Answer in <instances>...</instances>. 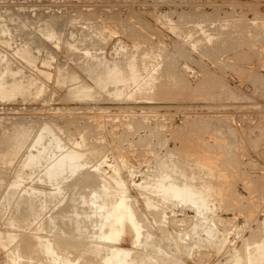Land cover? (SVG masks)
<instances>
[{
  "label": "rangeland",
  "instance_id": "374dc122",
  "mask_svg": "<svg viewBox=\"0 0 264 264\" xmlns=\"http://www.w3.org/2000/svg\"><path fill=\"white\" fill-rule=\"evenodd\" d=\"M0 19V64L3 65L0 66L3 68L8 63L10 67L21 68L22 73L18 76L29 78L33 83L27 84L29 88L23 85V88L17 87L13 90L5 86L2 88L5 92L0 89V154L6 157L0 160V204L4 202L1 196L4 195L6 187L9 190L10 182L18 179L25 183L36 177L35 174L30 180L25 176L32 169L22 167L23 159L29 152L36 151L33 154H37L42 142L47 143V136L50 134L48 132L51 130L61 145L67 146L63 149L73 147L85 151L88 156L85 157L89 161L86 170L96 174V182L103 180L99 179L103 172L106 174L102 177L111 179L109 182L112 181V184L119 177L117 181L122 184L117 185L115 182L116 186H111L112 196H116L113 199L119 197L121 192L128 196L129 202L136 209L137 219L141 222L144 220L147 225L143 224L145 230L154 232V243H160L166 251L175 252L179 246L177 242L189 240L187 253L185 251L181 256L176 255L185 264H232L233 256L235 260H240V264H245V252L241 251L245 245L249 242L253 248L264 242V0H0ZM53 21L55 22L52 23ZM48 24L54 32L57 27V34L60 36L56 34L55 39L43 37L41 31L46 32L48 28L51 30ZM28 35L30 40L33 39L32 42L40 44L41 49L37 47V43H33L34 47L29 44L31 41L29 42ZM23 49H30L29 56ZM85 50L90 52L86 54ZM21 51L26 56L21 55ZM91 57H94V61ZM89 58L91 59L87 60ZM97 59L103 62L95 63ZM132 59L136 66L139 65L137 68L142 75L154 72L152 75L156 79L152 91L138 89L139 92H135L137 88L131 85L126 91L131 93L135 90L132 92L133 96L118 99L107 95L102 87L98 89L85 67L90 63L91 67L96 64L92 68L104 70L108 61L109 65L121 61L123 66L121 63L120 66L127 67ZM102 64L104 65L101 68ZM155 67H158V72L151 70ZM1 71L0 68V73ZM65 71L69 74L73 72L72 75L76 76L79 83L84 82L95 88V94L90 97L92 99L85 96L83 98L80 93L75 92L78 84L74 87L68 80H64ZM3 78L0 77V83L5 81ZM10 79L11 76L8 80ZM40 86L42 87L39 88ZM25 89L27 90L24 91ZM42 127L44 131H48H43L46 135L40 145H37L34 138ZM16 129L17 132H27L23 141L19 140V145L13 137ZM77 141H85V144L77 145ZM20 144L23 145L21 151ZM4 149H7V153ZM169 153L172 154L171 159ZM13 155L15 158L12 162ZM99 162L102 169L97 168ZM199 163H206V166L200 167ZM93 164L97 165L95 168L103 171L96 172ZM172 167L177 169L174 170L175 173ZM181 170H184L187 178L185 174L181 175ZM114 171L117 173L114 174ZM162 171H171L169 174H175L173 177L179 181H188L190 177L193 179L190 174H195L197 180L193 179L192 182L190 179V183L204 181L213 185V189L216 188L208 198L209 210H205L206 221L217 230L211 237L208 238L205 231L199 236H193V240L185 235L196 219L193 204L165 202V207L162 199L139 194L136 183H141L140 180H144L147 174L150 178ZM65 181L68 183V180H64L62 186H66ZM82 183H79L80 186ZM25 186L28 184H22V187ZM48 187L46 186V190ZM77 187L78 191L63 187L66 196L62 203L71 207L74 203L80 204L77 207L81 210L87 206L80 201V194H89L91 188L85 187V184L82 188ZM52 188L54 187L50 189ZM51 190L48 189L47 192H54ZM72 199L79 201L71 203ZM52 200L55 199L52 198L50 203L46 202L48 207L45 205L42 210V202L38 199L37 202H40L36 205V213L41 208L42 212L40 210L38 215H42V219L36 213L32 218L35 216L34 220L39 218L41 222L38 219L36 223L30 217L28 223L32 226L26 224L29 226L27 228L24 224L22 227H25L18 230L6 225L9 216L4 215H12L13 202L10 207L5 208L9 209V212L6 210L8 213L5 210L0 213V248H3L0 250V260L4 259L6 253L11 255V251H15L13 245H10L13 249L7 247L2 239L6 235L2 232L3 229L6 233L13 232L14 229L19 233L24 231L22 233L25 236L27 233L26 237L31 236L34 242L41 241L42 238L43 243L44 239L49 238V232L42 229L41 225L46 216L52 214L58 206L54 209L49 207L52 206ZM155 201L159 205L157 208ZM149 203L155 205L150 206ZM43 211L48 212L46 214ZM140 216L142 220L138 218ZM167 217L169 220H166ZM96 227L89 226L87 235L84 234L86 238L97 230L95 236L92 235L94 238L88 236L86 239L95 244L100 236ZM29 231H33V234L28 235ZM97 233L99 235L96 237ZM166 233L170 236L169 241ZM34 234H39L40 237L37 238ZM113 246L133 248L128 240ZM237 247L243 254L242 256L239 252L242 257L239 259L236 254ZM41 256L35 254V264H47L45 257ZM74 256L76 257L74 253H69V262L75 261ZM11 258L15 259V255L12 254ZM77 262L76 264H84L85 261ZM24 263L28 264V261L25 259L22 264Z\"/></svg>",
  "mask_w": 264,
  "mask_h": 264
},
{
  "label": "bare ground",
  "instance_id": "6f19581e",
  "mask_svg": "<svg viewBox=\"0 0 264 264\" xmlns=\"http://www.w3.org/2000/svg\"><path fill=\"white\" fill-rule=\"evenodd\" d=\"M11 4V3H10ZM8 7V6H7ZM25 15V14H24ZM23 15V16H24ZM22 16V17H23ZM37 16V15H36ZM50 17V16H49ZM35 18V17H34ZM1 20V19H0ZM21 20V19H20ZM23 21L25 19H22ZM52 19H50L51 21ZM41 21V20H40ZM44 21V19H43ZM46 21V20H45ZM49 22V21H48ZM55 21H53L52 23H54ZM21 24V23H20ZM24 24V23H23ZM46 24V23H45ZM50 24V23H49ZM48 24V26L50 27V25ZM222 24V23H221ZM44 25V23H43ZM54 26V24H51ZM31 26V25H30ZM48 26L45 28L47 29ZM52 26V27H53ZM32 27V26H31ZM36 27V25H35ZM56 27V25L54 26ZM53 27V28H54ZM4 28V26H3ZM16 28V27H15ZM14 28V29H15ZM19 28V27H17ZM16 28V29H17ZM51 28V27H50ZM57 28V27H56ZM55 28V32H54V29L49 31V28H48V31L46 30V32L44 31H41L42 33V36L45 37V38H50V39H55L57 38V29ZM31 29V28H30ZM40 29V28H39ZM43 29V28H42ZM23 30V29H22ZM1 31V30H0ZM15 31V30H14ZM52 31V32H51ZM2 32V31H1ZM4 32V31H3ZM17 32V31H15ZM21 32V31H20ZM31 32V31H30ZM35 32V31H34ZM44 32V33H43ZM19 33V32H18ZM17 33V34H18ZM26 33V32H25ZM32 33V32H31ZM59 33V31H58ZM8 34V33H7ZM16 34V35H17ZM21 34V33H20ZM57 34V35H56ZM3 35V34H2ZM5 35V34H4ZM3 35V36H4ZM31 35V34H30ZM7 36V35H6ZM24 36V35H23ZM36 36V35H35ZM60 36V35H58ZM32 37V36H30ZM38 37V36H37ZM37 37H35L37 39ZM23 38V37H22ZM26 38V37H25ZM34 38V37H33ZM60 37H58L59 39ZM28 39H29V42L33 41L30 40L29 38V35H28ZM38 40V39H37ZM44 40V39H43ZM53 42V40H51ZM55 41V40H54ZM28 42V43H29ZM29 43V44H32V46L37 43L36 41L32 42V43ZM34 43V44H33ZM40 43V41H39ZM55 43V42H54ZM58 43V41H57ZM13 44V43H12ZM24 44V43H23ZM38 44V43H37ZM35 44V45H37ZM42 44V43H41ZM47 44V43H46ZM72 45V44H70ZM19 46V45H18ZM28 46V44H27ZM59 46V44H58ZM213 46V45H212ZM34 47V46H33ZM37 47H40L41 49V46L40 44L37 45ZM36 47V48H37ZM74 47V46H73ZM14 48V47H13ZM20 48V47H19ZM22 48V47H21ZM45 48V47H44ZM26 49V48H25ZM24 50V52L26 53V55L29 56L28 52H30V49H27V50ZM34 49V48H33ZM85 49V48H84ZM20 50V49H18ZM17 50V51H18ZM22 50V51H23ZM32 50V48H31ZM21 51V53H22ZM49 51V50H48ZM86 54L88 52H90L89 50H85ZM99 52V51H98ZM18 53V52H17ZM20 53V54H21ZM101 53V52H100ZM183 53V52H182ZM19 54V53H18ZM6 55V54H5ZM21 55H25L24 53H22ZM20 55V56H21ZM25 55V56H26ZM37 55V54H36ZM68 55V54H67ZM96 55V54H95ZM95 55H92V56H95ZM3 56V55H2ZM90 56V55H89ZM97 56V55H96ZM95 56V57H96ZM11 57V56H10ZM99 58V56H97ZM96 57V58H97ZM104 57V56H103ZM12 58V57H11ZM92 58V57H91ZM91 58L87 59V60H90ZM94 58V57H93ZM92 58V61H94ZM3 59V57H2ZM24 59V57H23ZM29 59V58H28ZM52 59V57H51ZM78 59V58H77ZM100 60H102V58H99ZM99 59H97L98 61H95V63L99 62ZM2 61V60H1ZM0 61V62H1ZM5 61V60H3ZM29 61V60H28ZM103 61H104V58H103ZM102 61V62H103ZM114 61V60H113ZM117 61V60H116ZM27 62V60H26ZM51 62V61H50ZM91 62V61H90ZM101 61L99 62V64L102 63ZM122 65V62L119 61ZM126 62V61H125ZM135 61L132 59L128 64H127V67L124 66H120V63L118 62H115L113 63L112 65H109L110 62L108 61L105 62L107 64H105L104 66V70H98V69H95V68H92V67H96V64L91 67L89 66H85L86 67V71L89 72L88 74L90 76H92L91 78H93L92 80L95 81V85L96 87L99 89V87L103 88L104 89V92L106 91L108 94L107 95H113L114 97L120 99V98H124V97H132L133 96V93L134 91L132 90V92L130 93L128 90V86H134L133 88L136 89L135 92H139L142 91V90H147V91H152L153 90V87H155L154 85V79L155 76L152 75L153 73H150V74H147V75H142L141 74V71L139 72L138 70V66H136V62L134 63ZM94 63V62H93ZM112 63V62H111ZM166 63V62H165ZM170 63V62H169ZM5 64V63H4ZM76 64V63H75ZM92 64V63H91ZM100 66L101 68L103 67V65ZM2 65V64H0ZM163 65V64H162ZM3 66V65H2ZM13 66V65H11ZM83 67V66H82ZM81 67V68H82ZM84 67V69H85ZM159 67V66H158ZM158 67L156 68H152L151 70H156L158 69ZM0 68L2 69L1 71V76L4 77L3 79L5 81H3L2 83H0V89L1 91L3 92L4 90H2L3 87L7 86L9 89H16L17 87L19 88H23V85L27 86V84H33L31 83L28 79L29 78H23L22 76H18L20 75V73H22V70L21 68L19 67H10L8 66V63L6 64V66H4L3 68L0 66ZM80 68V69H81ZM98 68V66H97ZM144 68V67H143ZM58 69V68H57ZM150 69V68H149ZM164 69V68H163ZM26 70V69H25ZM42 70V69H41ZM64 70V69H63ZM96 70H98L96 72ZM150 70V71H151ZM40 72V71H39ZM42 72V71H41ZM40 72V73H41ZM66 72V71H65ZM64 72V73H65ZM71 72V71H70ZM158 72V71H157ZM25 73V72H24ZM97 73V74H96ZM73 72L71 74H69V72L67 71L65 73V78L64 80H68L74 87L75 85L78 86V89L77 91L75 92H78L80 93V96L82 95L83 98L84 96L85 97H89V99H92L90 97H92L95 92H94V89L92 86L90 85H86L84 82L82 83H79L80 81H76V76L72 75ZM162 74V73H161ZM157 75V74H155ZM0 76V77H1ZM11 76V79L8 80V78ZM164 76V75H163ZM25 77V76H24ZM37 77V76H36ZM175 77V76H174ZM35 80V78H34ZM63 80V81H64ZM74 80V81H73ZM38 81V80H37ZM61 81V80H60ZM72 81V82H71ZM173 81V80H172ZM35 82V81H34ZM36 83V82H35ZM66 83V82H65ZM43 85V83H40ZM39 84V85H40ZM24 86V88H25ZM35 86V85H34ZM33 86V87H34ZM38 86V85H37ZM166 86V85H165ZM6 87V89H7ZM32 87V85H31ZM42 86H40L39 88H41ZM72 87V86H71ZM128 87V88H127ZM29 88V87H28ZM36 88V87H35ZM34 88V89H35ZM4 89V88H3ZM70 89V88H69ZM68 89V90H69ZM126 89H128L126 91ZM139 89V90H138ZM18 90H22V89H18ZM27 89H25L24 91H26ZM46 90V89H45ZM72 90H73V87H72ZM102 90V89H101ZM162 90V89H161ZM9 93H11L9 90H7ZM23 91V92H24ZM38 91V89H37ZM97 91V90H96ZM127 93H126V92ZM5 92V91H4ZM14 92V91H13ZM18 93L21 92V91H17ZM71 92V91H69ZM75 92H72V93H75ZM17 93V94H18ZM25 93V92H24ZM71 93V94H72ZM77 93V94H78ZM5 94V93H4ZM22 94V93H21ZM67 94V93H66ZM76 94V95H77ZM136 94V93H135ZM16 95V94H15ZM70 95V94H69ZM149 95V94H148ZM7 96V95H6ZM74 96V95H72ZM78 95V97H80ZM112 96V97H113ZM77 98V97H76ZM102 98V97H101ZM109 98V97H107ZM111 98V97H110ZM114 98V99H116ZM4 99V98H3ZM6 99V98H5ZM82 99V97H81ZM113 99V98H112ZM113 99V100H114ZM56 119V118H55ZM68 121V120H67ZM45 122V121H44ZM48 123V122H47ZM10 124V123H9ZM140 125V124H139ZM138 125V126H139ZM19 126V125H18ZM50 126V125H49ZM56 126V125H55ZM64 126V125H63ZM141 126V125H140ZM44 127V125H43ZM42 127L41 131L36 135V141L34 142L35 144L37 145H40L39 143L42 142L43 138L45 137L46 134H44L45 131H48L47 129H45V131L43 130L44 128ZM46 127V126H45ZM47 128V127H46ZM8 129V128H7ZM49 129V127H48ZM58 129V128H57ZM27 130V129H26ZM37 130V129H36ZM62 130V129H61ZM65 130V129H64ZM84 130V129H83ZM15 131V130H13ZM12 131V132H13ZM44 131V132H43ZM50 133L49 134V137L47 136V143H43L39 146V149H37L35 147V149L38 150L37 154H33L31 152H29L27 155L25 156V158L23 159L24 162H23V168L24 166L25 167H29L30 170L32 169L31 173L28 175H25V176H28L29 179L36 174V177H32L33 179L30 181V182H25L28 184V186H25V187H22V184H25V183H21L20 180H14L13 182H10V184L8 185L9 190H7V187H6V190L4 192V195H2L1 197V200L3 199L4 202L2 204H0V213L5 210V208H8L10 207V204L13 202L14 203V209H13V212H12V215L11 214H8V215H4V216H9V219H7V226H10L11 228H16V230L23 228L25 226L22 227V225H26V224H29V219L30 217L32 218V215L36 213V205L41 201L42 202V206H40L41 204H39V206L43 209H45V205L46 207H48L47 203L46 202H49L52 198H54L55 200L53 201V203H51L50 205L52 206H49V207H52L54 209L55 206H57L54 210V212L50 215H47L46 216V219L45 221L42 223V229L44 230H47L49 232V238L47 237L46 239H44V242L42 243V238H41V241L35 239L36 242H34L32 239L31 236H27V233L26 236L23 234L24 231H20V233H22V235L19 233V232H15L13 230V232H10L9 233H6L5 231L2 230V232H4L6 235L4 236V238H2L3 240H5L6 244H7V247L10 245H13L14 247V253H13V250L11 251L10 248H12V246L9 248V250L12 252V254L15 255V259L11 258V255L10 253H4L5 257H3L4 259H1L0 260V264H22V262H24V260L26 259V261H28V264H32L37 261H34V258L35 257V254L38 253L40 255H42L43 257H45V259L47 260V264H59V262H63V264H76L78 263L77 261L79 260H83L85 261L84 264H98L99 262L102 261L101 264H185L182 259H180L178 256L176 255H179L181 256V253H184L187 249H188V242L185 240L183 241L182 243L181 242H177V244H179V246L176 248L177 252L175 253L174 251L171 252V251H166L165 249H163L161 246H160V243L159 244H156L154 243V232L152 233L151 230H145V223H144V220L143 222L139 221L136 217V209H134L133 205L129 202L128 200V196L125 195L123 192H121L122 194L117 197L116 199H113L115 197H113V193H112V188L111 186L112 185H115V182L116 184L117 183H121V182H118L117 180L119 179L116 178H112V180L114 179V183L112 184V181L109 182V180L111 179H105L104 177L102 176H105L106 173H100L102 174L101 178L99 177L100 175L99 172L97 173L99 179H103L102 181H99V182H96L97 180V176L96 174H94L92 171V173L90 172V170H86L87 168V165L89 163L88 159L86 157H88L86 154H85V151H81V149H75V148H67V149H63V147H67V146H62L61 143H60V140L58 139L57 136H55V133H53L51 130H49ZM56 131V130H55ZM8 132V131H7ZM27 132H25V130H18L17 132V129H16V135L13 136L14 139L17 140V144L19 145V140L22 139L23 141V138L25 137V134ZM13 134V133H12ZM90 134V133H89ZM11 135V134H10ZM65 135V134H64ZM3 136V135H1ZM84 135H82L83 137ZM88 136V135H87ZM13 137L11 138L12 141H13ZM27 137V135H26ZM29 138V137H28ZM84 138V137H83ZM85 140V139H84ZM121 140V139H120ZM7 141V140H6ZM15 141V140H14ZM28 141V140H26ZM82 141V140H81ZM3 142V141H2ZM33 142V141H32ZM37 142V143H36ZM85 142V141H84ZM83 142V143H84ZM8 143V142H7ZM13 143V142H12ZM23 143V142H22ZM77 141L76 144L77 145H81L80 142ZM82 143V144H83ZM6 144V142H5ZM15 145V143H13ZM32 144V143H31ZM63 144V143H62ZM85 144V143H84ZM4 146V144H2ZM73 145L74 142H73ZM17 146V145H16ZM21 146V144H20ZM23 146V145H22ZM22 146H21V149L20 151L22 150ZM70 146V145H69ZM68 146V147H69ZM72 146V145H71ZM5 147V146H4ZM14 147V146H13ZM76 147V146H74ZM81 147V146H79ZM86 147V146H85ZM17 149V147H14ZM19 148V147H18ZM32 148V147H31ZM12 149V147H11ZM92 149V148H91ZM7 153V149H4ZM10 151V149H8ZM14 150V149H12ZM18 152H19V149H17ZM29 150V149H28ZM8 151V152H9ZM15 151V150H14ZM13 151V152H14ZM90 151V150H89ZM2 152V150H1ZM12 152V151H11ZM5 153V154H6ZM17 153V151H16ZM15 153V154H16ZM87 153V152H86ZM100 153V152H99ZM194 153V152H193ZM10 154V152H9ZM8 154V155H9ZM13 154V153H11ZM168 154V153H166ZM205 154V153H204ZM1 155V154H0ZM7 155V156H8ZM86 155V157H85ZM170 159H171V155L170 154ZM2 157L4 156L3 154L1 155ZM0 156V157H1ZM14 156V155H13ZM181 156V155H180ZM9 157V156H8ZM7 157V158H8ZM93 157V156H92ZM98 157V156H97ZM162 157V156H161ZM178 157V156H177ZM196 157V156H195ZM206 157V156H205ZM6 157L4 156L3 158H1L0 160L2 161V159H5ZM13 158L12 157V162H13ZM168 158V156L166 157ZM22 159V158H21ZM165 159V157H164ZM163 159V160H164ZM169 159V160H170ZM177 159V158H176ZM7 160V159H6ZM196 160V159H195ZM216 160V159H215ZM9 161V159H8ZM11 161V160H10ZM20 161V160H19ZM168 161V160H167ZM95 162V161H94ZM102 162V161H101ZM101 162H99L97 168H101L102 169V166H100ZM170 162V161H169ZM207 162V161H206ZM7 163V162H5ZM103 163V162H102ZM165 163V161H164ZM172 163V162H171ZM170 163V164H171ZM218 163V162H217ZM21 164V163H20ZM115 164V163H114ZM166 164V163H165ZM164 164V165H165ZM169 164V163H168ZM168 164H166L168 166ZM206 164V163H205ZM205 164L203 163H199L198 165L200 167H204L206 166ZM165 165V166H166ZM183 165V164H182ZM94 166V164H93ZM94 166V168L96 167ZM114 166V165H113ZM172 166H174L176 168V165L172 164ZM188 166V165H187ZM92 167V166H91ZM169 168H171L170 166H168ZM167 167V168H168ZM174 167H172V170H177V169H173ZM214 167V166H212ZM5 168V167H4ZM37 168V169H36ZM93 168V169H94ZM95 168L94 170H96V172L100 169H97ZM181 168V167H180ZM39 169V170H38ZM21 170H24V169H21ZM20 171V173H23V171ZM29 170V172H30ZM86 170V171H84ZM93 170V171H94ZM106 170V169H105ZM115 170V169H113ZM171 170V169H169ZM222 170V169H221ZM2 171V170H1ZM18 171V172H19ZM84 171V173L82 172ZM101 171V170H100ZM103 171V170H102ZM101 171V172H102ZM118 171V170H117ZM133 171V170H132ZM179 171V170H178ZM209 171V170H208ZM211 171V170H210ZM28 172V171H27ZM95 172V173H96ZM171 172V171H169ZM169 172H161V174H158L157 176H155L154 174V177L153 175L149 178L148 177V174H147V177L144 176V180H140L142 181L141 183H136L137 184V187H135V189H137V191H139V194H142L143 195H148L147 197L150 198L151 195L153 196H156L158 198V200H161L162 199V202L163 204L166 202V203H172V202H176V203H180V204H185V203H190V204H193L192 206L194 207V211H195V222L193 223V227L191 228V230H187L184 231L186 232L185 235L188 236V238L190 237L191 239L193 238V236H199L203 233V231H205L207 233V237H211L213 234H214V231L215 229H213L212 225L210 223H208V221H206V217H205V210H207L208 208V204H209V201H208V198L209 195L213 192V190H216L213 189V185L209 184V183H205L204 181L203 182H200V183H197V181H195L194 183H190L193 179H196L197 180V177L195 174H190L192 175V178L190 177L191 181H189L190 179H185L184 181H179L177 178L173 177V175L169 174ZM176 171H174L175 173ZM181 175L185 174L184 170H181ZM179 172V173H180ZM189 172V171H188ZM225 172V171H224ZM18 173V174H20ZM117 173L114 171V174ZM131 173V172H130ZM158 173V172H157ZM200 173V172H199ZM113 174V172H112ZM201 174V173H200ZM198 174V175H200ZM21 175V174H20ZM109 175V174H108ZM180 175V174H179ZM186 175V174H185ZM19 176V175H17ZM23 176V175H22ZM78 176V178H77ZM107 176V175H106ZM112 176V175H111ZM115 176V175H114ZM150 176V175H149ZM1 177V176H0ZM21 177V176H20ZM76 177V179H75ZM109 177V176H108ZM106 177V178H108ZM188 176L186 175V178ZM202 177V176H200ZM206 177V176H205ZM224 177V176H223ZM34 178H36L34 180ZM131 178V177H130ZM133 178V176H132ZM181 178V177H180ZM184 179V176L182 177ZM211 178V176H210ZM4 179V178H3ZM22 179V177H21ZM28 179V178H27ZM142 179V178H141ZM222 179V178H221ZM224 179V178H223ZM26 180V179H25ZM64 180H68L66 183V181L64 183H66L65 185L66 186H62L64 185L63 184V181ZM69 180H70V184H69ZM133 180V179H131ZM8 181V180H7ZM24 181V179H23ZM98 181V180H97ZM120 181V180H119ZM134 181V180H133ZM187 181V182H186ZM83 182V183H82ZM85 182V183H84ZM193 182V181H192ZM79 183H82V186L83 184H85V187H88V188H91L90 192H88L89 194H84V192H82L80 194V197L82 200H80L84 205H86L87 207L84 206V209L81 208V210L79 209V205H77V203L75 204H71L73 202H77L79 201L78 199L75 201V199H72L70 200V202L67 201V203H70L72 205L71 206H68L69 204H63V199L64 197L66 196L65 194V188H72V191H75L74 189L78 188L77 186L81 187ZM99 183V184H97ZM131 183H135V182H132ZM39 184V185H38ZM47 184H50V185H47ZM111 184V185H110ZM122 184V183H121ZM135 184V185H136ZM119 185V184H117ZM24 186V185H23ZM46 186H53L54 188H52V190H54V192H47V190H51L49 187L47 188L46 190ZM116 186V185H115ZM114 186V187H115ZM124 186V184H123ZM3 187V186H2ZM22 187V188H21ZM65 187V188H63ZM113 187V189H114ZM119 187V186H118ZM131 187V186H130ZM79 188V189H81ZM122 188V187H121ZM120 188V190H121ZM84 189V188H83ZM119 189V188H118ZM125 189H126V184H125ZM51 190V191H52ZM67 190V189H66ZM71 190V189H70ZM77 190V189H76ZM85 190V189H84ZM120 190H117L120 192ZM124 190V189H123ZM122 190V191H123ZM78 191V190H77ZM80 191V190H79ZM114 191V190H113ZM130 191V190H129ZM86 192V191H85ZM115 192V191H114ZM219 192V191H218ZM73 193V192H72ZM71 193V194H72ZM117 193V192H116ZM125 193H128L127 191H125ZM69 194V193H68ZM79 194V193H77ZM119 194V193H117ZM73 195V194H72ZM116 195V194H114ZM75 196V195H74ZM73 196V197H74ZM130 196V195H129ZM132 196V195H131ZM152 196V197H153ZM212 196V195H211ZM68 197V196H67ZM71 197V198H73ZM146 197V199H147ZM75 198V197H74ZM78 198V197H77ZM38 199H40L39 202ZM69 199V198H68ZM145 199V198H144ZM152 199V198H151ZM155 199V198H154ZM67 200V199H66ZM131 200V199H130ZM51 201V202H52ZM136 201V200H134ZM133 201V202H134ZM147 201V200H146ZM150 201V200H148ZM154 201V200H153ZM37 202V203H36ZM80 202V203H81ZM152 202V201H150ZM158 202V201H157ZM50 203V202H49ZM61 203L64 205L62 206ZM65 203V202H64ZM137 203V202H136ZM135 203V204H136ZM156 203V201H155ZM187 203V204H188ZM150 206H154L153 204L149 203ZM158 203H156L155 205V208H157L156 206H159L157 205ZM160 204L163 205L160 201ZM185 204V205H187ZM188 204V205H190ZM13 205V204H12ZM60 205V206H59ZM83 206V205H82ZM136 206V205H134ZM165 206V204H164ZM38 207V206H37ZM39 207V208H40ZM137 207V206H136ZM161 207V206H160ZM166 207V206H165ZM168 207V206H167ZM40 208V210H41ZM159 208V207H158ZM169 208V207H168ZM46 209H49V208H46ZM51 209V210H53ZM152 209V208H151ZM160 209V208H159ZM7 211L9 209H6ZM4 211V212H7V211ZM39 210V212H40ZM41 210V212H42ZM164 210V208H163ZM209 210V209H208ZM207 210V211H208ZM12 211V210H11ZM10 211V212H11ZM38 211V210H37ZM50 211V209L48 210ZM48 211H43L44 213L48 212ZM151 211V210H150ZM157 211V210H156ZM162 211V210H161ZM211 211V210H210ZM9 212V211H8ZM7 212V213H8ZM38 212V213H39ZM159 212V211H158ZM5 213V214H7ZM38 213H36L38 215ZM165 213V212H164ZM172 213V212H171ZM43 214V213H42ZM47 214V213H46ZM138 214V213H137ZM156 214V213H155ZM159 214V213H158ZM162 214V212H161ZM1 215V214H0ZM45 215V214H44ZM43 215V216H44ZM163 215V214H162ZM160 215V216H162ZM11 216V217H10ZM40 216V215H38ZM139 216V215H138ZM164 216V215H163ZM162 216V217H163ZM37 217V216H36ZM42 217V215L40 216V218ZM45 217V216H44ZM2 219H4L3 217H1ZM139 219L141 218L138 217ZM33 219V218H32ZM34 219L35 216H34ZM33 219V220H34ZM39 219V218H38ZM37 219V220H38ZM42 219V218H41ZM155 219V218H154ZM159 219V217H158ZM37 220L34 222L37 223ZM142 220V218H141ZM166 220H169L168 217L166 218ZM40 221V219H39ZM161 221V220H160ZM3 222H5V219L3 220ZM33 222V223H34ZM41 222V221H40ZM157 222V221H156ZM31 222V224H33ZM1 224H3L5 226L4 223H2L1 221ZM145 226H144V225ZM36 225V224H35ZM34 225V226H35ZM39 225V224H38ZM150 225V224H149ZM192 225V224H191ZM211 225V226H210ZM29 226H32L29 224ZM26 225V228L29 227ZM40 226V227H41ZM89 226L90 227H96V229L98 228V233H100V236L97 237L99 234L97 233L96 237L100 239V242H98L97 240V244L94 243H91L90 241H87L86 239H88L87 237L90 236L88 235L86 238L84 236L87 235V232H88V229H89ZM163 226V225H162ZM166 226V225H164ZM39 227V228H40ZM149 227V226H148ZM215 227V226H214ZM3 228V227H2ZM5 228V227H4ZM34 228V227H33ZM160 228V227H159ZM166 228V227H165ZM216 228V227H215ZM29 229V228H28ZM41 229V228H40ZM147 229V227H146ZM24 230V229H23ZM32 230V229H31ZM94 232V229H90ZM167 230V229H166ZM36 231V230H35ZM37 231H39L37 229ZM43 231V230H42ZM86 231V232H85ZM202 231V232H201ZM217 231V230H216ZM215 231V232H216ZM15 232V233H14ZM85 232V233H84ZM95 232H97V230H95ZM95 232L92 234L95 236ZM30 231L28 232V235L30 234H33V231L32 233H30ZM37 233V232H36ZM205 233V234H206ZM3 234V233H2ZM90 234V233H89ZM167 234V233H166ZM171 234V233H169ZM25 237H24V236ZM91 235V236H92ZM179 235V234H177ZM184 235V234H183ZM210 235V236H208ZM35 236V234H34ZM90 236V237H91ZM35 237H40L39 234L38 236L36 235ZM34 237V238H35ZM169 235L167 234V237L168 238V241H169ZM45 238V237H44ZM91 238H94L93 236ZM176 238V237H175ZM197 238V237H196ZM94 239V240H95ZM190 239V240H191ZM90 240V239H89ZM125 240H128L130 242V245L133 246V248H120V247H115L113 246L114 244L116 243H120V242H124ZM158 240V239H157ZM193 240V239H192ZM191 240V241H192ZM196 241V240H194ZM1 242V241H0ZM4 242V244H5ZM173 242V241H172ZM195 243V242H194ZM162 244V242H161ZM244 244V243H243ZM249 244V242H248ZM245 245L244 249L241 250L243 251L244 255H245V258L243 257V259H245V264L247 262V264H264V242L261 244H258V241H257V244H254V246L256 245V247H253L251 248L252 246L249 244V245ZM251 244H253L251 242ZM192 245V244H191ZM251 246V247H250ZM1 247V246H0ZM141 247V249H140ZM240 247V246H239ZM242 247V246H241ZM242 247V248H243ZM174 248V247H173ZM190 248V247H189ZM236 248V247H235ZM234 248V249H235ZM3 249V248H0V250ZM13 249V248H12ZM233 249V250H234ZM237 250H238V247H237ZM236 250V251H237ZM6 251V249H5ZM9 251V252H10ZM112 251V253L110 252ZM240 250H238V253L237 254V257L238 259L239 258H242L239 254V252L241 253ZM2 252V251H1ZM8 252V251H6ZM105 255L103 256L102 254ZM110 254H109V253ZM234 254H235V251H233ZM69 253H74L76 255V257L74 256V259L75 261L74 262H69L68 260V255ZM187 253V251H186ZM235 254V255H236ZM242 254V253H241ZM34 255V256H33ZM37 256V255H36ZM39 256V255H38ZM41 256V257H42ZM73 256V255H72ZM72 256H69V257H72ZM243 256V254H242ZM40 257V256H39ZM231 257V256H230ZM236 257V258H237ZM36 258V257H35ZM73 258V257H72ZM183 258V256H182ZM234 258V259H233ZM233 262H229V263H232V264H240V260H235V256H233ZM38 259V257H37ZM40 259V258H39ZM71 259V258H70ZM98 259H100L101 261H97ZM230 259V258H229ZM241 259V262L242 260ZM73 261V260H71ZM39 262V261H38ZM46 262V261H45ZM93 262V263H92ZM37 263V262H36ZM25 264V263H24ZM42 264V263H41ZM100 264V263H99Z\"/></svg>",
  "mask_w": 264,
  "mask_h": 264
}]
</instances>
